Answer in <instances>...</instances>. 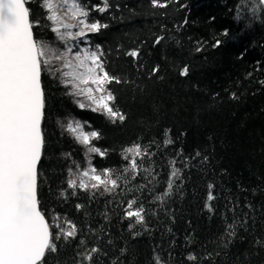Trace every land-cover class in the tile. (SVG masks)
<instances>
[{"label":"trees","instance_id":"16d2710c","mask_svg":"<svg viewBox=\"0 0 264 264\" xmlns=\"http://www.w3.org/2000/svg\"><path fill=\"white\" fill-rule=\"evenodd\" d=\"M85 3L90 8L103 6L102 0ZM108 3L110 7L105 12L91 13L90 20H99L109 27L89 34L88 46L99 45L110 70L134 79L145 92L135 101L131 92H116L117 104L129 115L122 126H114L99 113L80 109L76 101L84 97L68 95L66 92L72 91L71 88L65 89L46 78L48 101L42 125L46 151L39 166L44 181L40 184V196L48 209L67 216L84 229L89 246L95 242L89 226L97 231L103 226L102 246L110 247L108 238L117 247L126 244L137 253L139 264H146L153 248L165 257L171 252V264H186L184 257L190 251L220 252L215 264H235L237 255L243 261L242 254L253 251L252 236L264 235V86L259 83L264 80V26L245 28L246 21L238 24L233 14L236 0H172L162 9L151 8L150 0H108ZM27 6L32 18L41 19L43 13L35 0ZM45 22L41 19V24ZM45 31L47 39L52 40L53 34ZM153 34L165 37L155 47ZM216 39L222 43L214 48ZM136 47L141 50V59L133 62L124 53ZM197 47L202 50L195 51ZM136 63L143 65L139 71ZM156 64L161 67L159 75L163 79L147 75ZM185 64L190 72L182 77L179 70ZM233 93L236 99L232 98ZM155 105L159 106L158 111H154ZM74 121L83 124V131L102 133V138L94 143L102 150L108 149L109 154L92 160L97 168H120L124 164L122 147L138 139L143 144L151 140L162 143L166 132L174 143L153 158L158 161L157 180L167 178V168L160 165H166L167 159L181 149L184 157L194 156L200 150L210 159L207 165L193 160L165 203L146 204L152 213L146 217L148 230L137 226L141 235L133 239L128 221L121 218L119 195L113 199L100 192L94 197L85 191H77L75 196L68 194L72 191L65 182L68 168L72 167L75 175L76 164L81 169L88 167L87 152L75 140L76 134L61 127ZM152 151H157L155 146ZM65 154L70 156L66 158ZM209 183L215 185L216 199L210 202L214 212L205 207ZM65 189L67 198H58ZM77 204L84 208L77 210ZM248 204L252 209L246 207ZM234 206L235 213L230 210ZM244 213L250 216L249 232L239 228L241 238L235 239L229 248H221L224 217L231 221L233 215L239 218ZM72 243L74 247L76 242ZM72 251L68 248L61 255L67 257ZM251 264H264V252L253 256Z\"/></svg>","mask_w":264,"mask_h":264},{"label":"snow or ice","instance_id":"6c2138e0","mask_svg":"<svg viewBox=\"0 0 264 264\" xmlns=\"http://www.w3.org/2000/svg\"><path fill=\"white\" fill-rule=\"evenodd\" d=\"M32 2L0 0V264H139L137 253L126 244L117 247L108 238L107 245L110 247L102 246L103 226L99 231L89 226L92 240L95 241L89 246V238L83 228L67 216H60L54 209H48L39 193L40 184L44 181L38 165H41L46 151L42 127L48 101L46 78L62 84L65 89L71 88L72 91L66 94L84 97L88 103L76 101L80 109L99 113L114 126H122L129 115L117 104L116 92H131L135 101L138 96H143L145 89L134 79L110 70L99 45L81 47L87 44L90 33H99L101 29L109 27L99 20L89 19L93 10L105 12L110 7L108 0H102L103 6L92 8L85 0H35L43 13L41 19L46 21L44 24H41V19L32 18V11L26 6ZM171 2L150 0V7L167 8ZM59 7L68 8L78 19L79 26L64 23L57 14ZM233 14L238 24L246 21L245 28L264 26V0H236ZM45 29L53 34L52 40L47 39ZM224 35H227V31ZM164 39L162 35L153 34V47L160 45ZM221 43L220 39H216L212 47H219ZM201 50V47L195 49L197 52ZM124 54L133 62L141 59L139 47L129 49ZM136 67L139 71L143 65L136 63ZM160 72L161 67L156 64L149 68L147 75L163 79ZM189 72L190 68L185 64L180 68L179 75L187 77ZM259 83L264 86V80ZM113 84L122 87L114 89L111 87ZM232 98H237L235 93ZM158 108L155 105L154 111H158ZM61 127L65 132L76 134L75 140L87 152V168L81 169L76 164L75 175L73 168H68L69 175L65 182L67 189L72 190L68 194L75 196L77 191H85L94 197L100 192L113 199L119 195L121 218L128 221V232L133 239L141 235L137 226L148 230L146 217L152 213L146 204L165 203L172 196L176 182L184 179V171L193 160L207 165L210 159L206 152L200 150L194 156L184 157L181 149L167 159L166 165H160L162 169L167 168V178L157 180L160 172L155 167L158 161L153 158L174 143L166 132L162 143L151 140L143 144L138 139L122 147L124 164L120 168H97L92 160L96 156L106 158L109 154L108 149L102 150L94 143L102 138V133L99 130L80 132L83 127L80 121ZM154 146L157 151H152ZM68 156L70 154H65L66 158ZM145 164L149 166L145 167ZM122 182L127 188L126 192ZM158 186L162 187L161 191L157 190ZM214 187L213 183L207 185L205 207L209 212L215 211L210 203L216 199ZM67 189L62 190L58 198L66 199ZM235 207L230 209L233 213ZM246 207L252 209L251 204ZM83 208L82 204L76 205L77 210ZM105 219H108L107 214ZM249 219L248 213L239 218L233 215L231 221L225 216L220 247L229 248L235 239L241 238L239 228L249 232ZM73 241L76 242L74 247ZM251 247L252 252L242 254L243 261L240 255L236 256L235 264H251L253 256L264 252V235H253ZM68 248L73 249L72 254L63 257L62 252ZM220 255V252L197 254L190 251L184 260L186 264H215V257ZM172 260L171 252L165 257L153 248L146 264H171Z\"/></svg>","mask_w":264,"mask_h":264},{"label":"bare ground","instance_id":"6f19581e","mask_svg":"<svg viewBox=\"0 0 264 264\" xmlns=\"http://www.w3.org/2000/svg\"><path fill=\"white\" fill-rule=\"evenodd\" d=\"M57 14H72L71 11L68 10V8H64V9H57ZM75 17V16H74ZM72 25V24H71ZM78 27V26H77ZM75 30V29H74ZM91 34V33H90ZM88 39H87V44L81 45V47H85L88 46ZM75 51V49H74Z\"/></svg>","mask_w":264,"mask_h":264},{"label":"rangeland","instance_id":"374dc122","mask_svg":"<svg viewBox=\"0 0 264 264\" xmlns=\"http://www.w3.org/2000/svg\"><path fill=\"white\" fill-rule=\"evenodd\" d=\"M81 102H85V103H88L85 99H80ZM80 132H83V133H87V131L84 129L83 131V128L80 129Z\"/></svg>","mask_w":264,"mask_h":264},{"label":"water","instance_id":"95a60500","mask_svg":"<svg viewBox=\"0 0 264 264\" xmlns=\"http://www.w3.org/2000/svg\"><path fill=\"white\" fill-rule=\"evenodd\" d=\"M27 6V5H26ZM43 157V156H42ZM40 165H38V168H39Z\"/></svg>","mask_w":264,"mask_h":264}]
</instances>
